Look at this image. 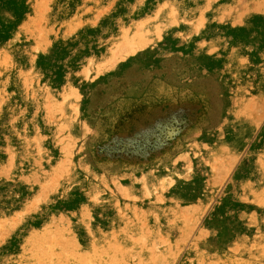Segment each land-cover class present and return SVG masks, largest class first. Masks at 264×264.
Segmentation results:
<instances>
[{
  "label": "rangeland",
  "instance_id": "374dc122",
  "mask_svg": "<svg viewBox=\"0 0 264 264\" xmlns=\"http://www.w3.org/2000/svg\"><path fill=\"white\" fill-rule=\"evenodd\" d=\"M0 133V264H264V0H0Z\"/></svg>",
  "mask_w": 264,
  "mask_h": 264
},
{
  "label": "bare ground",
  "instance_id": "6f19581e",
  "mask_svg": "<svg viewBox=\"0 0 264 264\" xmlns=\"http://www.w3.org/2000/svg\"><path fill=\"white\" fill-rule=\"evenodd\" d=\"M174 19V18H173ZM137 22V21H136ZM176 22V21H175ZM126 29H128V28H126ZM120 30V29H119ZM125 31V30H124ZM123 32V31H122ZM121 32V33H122ZM126 33V32H125ZM128 33V32H127ZM126 33V34H127ZM120 36H121V34H120ZM126 36V35H125ZM131 37V36H130ZM145 40V37H143V36H138L137 34L136 35H134V36H132V38H131V40H129L130 41V43H131V46H133V44H136V45H141V44H144V41ZM124 45V44H123ZM128 47H130V46H128ZM114 54V53H113ZM90 62V61H89ZM88 66L89 65H87V64H83V65H81V68H80V66H79V68H80V72L79 73H81V74H85V70H87V68H88ZM68 87V82H66L65 80H64V82H63V85L60 87L61 89H62V93H63V90L64 89H66ZM65 92V91H64ZM61 96V95H60ZM64 97V96H63ZM61 98H62V96H61ZM64 100V99H63ZM61 110V109H60ZM10 117V116H9ZM11 118V117H10ZM8 122V121H7ZM8 144H7V140H6V138H5V135H4V133H0V150L2 149V150H5L6 149V147H8L7 146ZM6 163H7V159H6ZM61 166V165H60ZM62 170V169H61ZM64 171H65V169H64ZM66 171H67V169H66ZM61 172V171H60ZM63 174V173H62ZM62 177V176H61ZM59 178H60V176H59ZM12 187V186H11ZM8 189V188H7ZM27 189V188H26ZM6 190V189H5ZM142 192H145V189L142 191ZM143 194V193H142ZM11 195V194H10ZM26 196V195H25ZM18 197V196H17ZM7 198H8V195L6 194V193H4V192H2L1 191V193H0V201H2L3 200V202H7ZM18 200V199H17ZM21 202V201H20ZM20 202H18L19 204H21ZM23 202V201H22ZM14 206V205H13ZM10 208L9 207H7L6 208V211H8ZM2 210V209H1ZM3 213V212H2ZM43 220H45V219H43ZM38 224H37V226L38 227H34V226H29L26 230H25V232L24 233H20L19 235H18V237H17V239L18 238H20L19 240H15L14 239V242L15 243H13L11 246H10V252L11 253H13L14 252V250H15V248L19 245V243L20 242H24L25 240H27V241H31V239H36L39 243H48V244H51L53 241H54V239H52V238H56V236H54V237H52V238H49L48 236H45V234L47 235V232H46V229L45 228H43V226L41 225V219L40 220H38ZM45 223V222H44ZM33 224V223H32ZM62 224V226H63V223H61ZM36 225V224H35ZM55 225H57V223L55 224ZM54 227V226H53ZM56 227H58V226H56ZM22 228V227H21ZM55 228V227H54ZM43 229H45V230H43ZM56 229H58V228H56ZM67 229V228H66ZM45 231V232H44ZM54 231V230H53ZM69 231V230H68ZM49 233V235H50V232H48ZM142 233V232H141ZM61 234H64L63 233V231H62V233ZM33 235V236H32ZM35 235H37V236H35ZM32 236V237H31ZM50 237H51V235H50ZM61 237V236H60ZM58 238V237H57ZM61 239V238H60ZM56 240V239H55ZM55 242V241H54ZM31 243V242H30ZM37 243V242H36ZM152 244H154V243H152ZM20 245H21V243H20ZM93 246V245H92ZM57 248V247H56ZM148 248V247H147ZM152 248V247H151ZM151 248H149L150 250H151ZM54 249V248H53ZM63 249V248H62ZM61 249V250H62ZM65 249H67V248H65ZM69 249V248H68ZM90 249V248H89ZM141 249H143V247L141 248ZM145 249V248H144ZM40 250V247L38 248V250L37 251H39ZM59 250H60V248H59ZM149 250V251H150ZM54 251V250H53ZM95 251H96V249H95ZM94 251V252H95ZM152 251V250H151ZM20 252V251H19ZM35 252H36V250H35ZM48 252V251H47ZM147 252H148V250H147ZM34 253V252H33ZM114 253V252H113ZM115 254V253H114ZM11 254L8 252L7 254H5V255H3V256H10ZM55 255H58L57 253H55ZM3 256L0 258V260H3ZM34 256V255H33ZM48 257V258H51L52 256H51V254H46V251L45 250H41L40 251V257L42 258V257ZM66 256V255H65ZM85 256H87V257H85ZM55 257H57V256H54V257H52L51 259H54ZM91 257L92 256H90L89 254H77V255H75L74 257L72 256V257H70V261H69V264H101L100 262H94L93 261V259H91ZM106 257H107V255H106ZM8 258V257H7ZM119 258V257H118ZM122 258V257H121ZM130 258H132V257H130ZM149 257L147 256V260H146V262H148V259ZM150 258H152L151 256H150ZM164 258V257H163ZM167 258V257H166ZM115 259V258H114ZM113 259V260H114ZM160 259V258H159ZM101 260H103V259H101ZM123 260V259H122ZM133 260V259H132ZM138 260V259H137ZM151 260V259H150ZM164 260V259H163ZM120 261V260H119ZM152 261V260H151ZM121 262H125V260L124 261H121ZM162 262V264H163V261H161ZM149 263V262H148ZM151 263H153V262H151ZM145 264V263H144ZM161 264V263H160Z\"/></svg>",
  "mask_w": 264,
  "mask_h": 264
}]
</instances>
